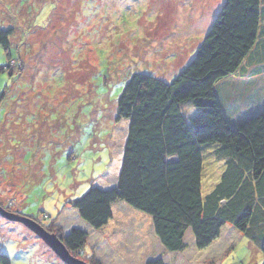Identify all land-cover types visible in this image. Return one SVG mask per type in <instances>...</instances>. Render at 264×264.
I'll return each mask as SVG.
<instances>
[{
	"label": "rangeland",
	"instance_id": "obj_1",
	"mask_svg": "<svg viewBox=\"0 0 264 264\" xmlns=\"http://www.w3.org/2000/svg\"><path fill=\"white\" fill-rule=\"evenodd\" d=\"M223 2L0 0V29L13 30L10 52L0 45V206L55 235L86 230L87 245L76 257L89 264H146L158 257L166 264H263V253L230 226L207 249L198 250L188 235L187 250L173 253L124 202L99 231L70 205L91 186L118 183L127 123L115 115L131 76L174 80ZM218 147L204 150L203 196L224 170ZM0 253L12 264H65L27 226L2 215Z\"/></svg>",
	"mask_w": 264,
	"mask_h": 264
},
{
	"label": "trees",
	"instance_id": "obj_2",
	"mask_svg": "<svg viewBox=\"0 0 264 264\" xmlns=\"http://www.w3.org/2000/svg\"><path fill=\"white\" fill-rule=\"evenodd\" d=\"M12 35V29H0V45L7 52ZM254 50V60H264V0H224L195 55L174 80L131 76L115 115L117 123H127L118 183L109 189L91 186L70 201L89 227L102 230L113 217V205L124 202L152 219L168 252L187 250L188 235L198 250L207 249L230 226L263 253L264 264V110L235 122L226 116L217 92ZM19 63L22 71L24 62ZM189 105L194 113L188 112ZM212 144L219 145L215 155L224 170L203 196L204 150ZM56 235L75 257L89 239L79 228ZM0 264L12 262L0 253ZM146 264L166 263L158 257Z\"/></svg>",
	"mask_w": 264,
	"mask_h": 264
},
{
	"label": "crops",
	"instance_id": "obj_3",
	"mask_svg": "<svg viewBox=\"0 0 264 264\" xmlns=\"http://www.w3.org/2000/svg\"><path fill=\"white\" fill-rule=\"evenodd\" d=\"M256 54L257 50L252 51L243 66L217 88L226 116L235 122L264 110V60L261 58L255 61ZM142 216L151 222L153 228L152 219L144 214ZM153 234L157 237L154 229Z\"/></svg>",
	"mask_w": 264,
	"mask_h": 264
},
{
	"label": "water",
	"instance_id": "obj_4",
	"mask_svg": "<svg viewBox=\"0 0 264 264\" xmlns=\"http://www.w3.org/2000/svg\"><path fill=\"white\" fill-rule=\"evenodd\" d=\"M0 215L10 219L12 221H18L27 226L31 231H33L39 238H41L56 254L59 259L65 264H89L75 256H73L61 239L50 232H48L44 227H42L38 222L29 217H21L8 213L0 206Z\"/></svg>",
	"mask_w": 264,
	"mask_h": 264
}]
</instances>
